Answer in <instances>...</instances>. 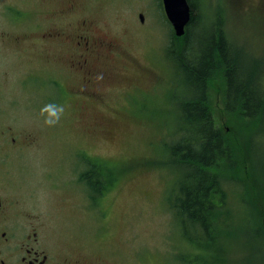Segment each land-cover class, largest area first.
Here are the masks:
<instances>
[{
    "label": "rangeland",
    "instance_id": "obj_1",
    "mask_svg": "<svg viewBox=\"0 0 264 264\" xmlns=\"http://www.w3.org/2000/svg\"><path fill=\"white\" fill-rule=\"evenodd\" d=\"M43 1L0 0V48L11 54L15 70L24 67L18 66L7 49L24 50L18 42L27 30L40 36V30L48 32L51 26L65 24L51 13L53 6ZM255 1L199 0L197 9L207 27L219 12L227 40L243 61L258 70L264 88V0ZM10 4L14 5L7 9ZM91 11L95 18L111 21L107 33L117 36L131 54L127 65L116 71L115 81L106 78L107 94L48 97L50 82L46 81L39 96V80L32 82L23 74L22 81L15 78L11 82L13 97L0 105V156L11 155L9 166L18 175L20 156L26 157V183L39 182L42 188L38 207L53 215L54 231L46 229L53 241L76 250L92 264H183L175 256L185 248L190 252L185 258L188 264H264V216L260 215L264 206V118L228 111L224 75L216 73L210 78L206 105L236 161L226 160L213 173L218 178L213 194L220 205L213 216L228 215L218 233L226 237L221 239L222 258L189 250L178 236L168 202L180 174L164 163L169 158L166 148L178 138V103L185 91L172 55L179 51L184 35H175L162 0H121L120 4L94 0ZM138 12L143 13V22ZM59 46L68 50V45L58 40L45 41V48L55 47V58ZM21 57L25 69L41 64L39 60L31 62L25 52ZM49 59L53 57H44V66L54 68ZM63 69L59 80H78ZM136 81L146 95L123 97L121 86ZM49 103L67 105L60 122L52 127L44 124L40 114ZM86 154L94 162H104L95 165L96 171L111 175L101 187V195L87 192L80 184L84 193L78 185L79 175L91 167H82ZM51 177L57 187L50 186ZM250 202L258 209L250 208ZM251 209L254 212L248 216ZM249 217L251 224L243 220Z\"/></svg>",
    "mask_w": 264,
    "mask_h": 264
},
{
    "label": "flooded vegetation",
    "instance_id": "obj_2",
    "mask_svg": "<svg viewBox=\"0 0 264 264\" xmlns=\"http://www.w3.org/2000/svg\"><path fill=\"white\" fill-rule=\"evenodd\" d=\"M94 0H44L53 6L51 11L54 16L59 15L65 20L61 26L49 27L51 31H41V35L29 34V30L21 37L19 44H23V49H7L15 56L18 66L15 70L12 61L3 49L0 48V105L13 97L11 90L12 83L31 78L37 83V91L42 95L45 89V82H50L47 86V96L53 98L65 97H97L105 96L107 79L114 80L117 70H121L127 65L130 53L116 38L117 36L107 33L110 24L108 18L97 19L91 9ZM120 4L121 0H112ZM245 1V0H241ZM256 0L255 2H259ZM40 5V3H38ZM250 4V3H248ZM10 4L6 6L10 7ZM45 5V4H42ZM162 6L164 8L163 0ZM165 11V9H164ZM88 14L80 15V13ZM166 14V12H165ZM137 16L143 22V13L138 12ZM119 18V17H118ZM120 19V18H119ZM58 40L62 44L68 45V50L60 48L55 50L56 58L53 55L52 47L45 48V41ZM40 41V44H38ZM25 52L30 61L39 60L36 68L28 66L25 69L21 54ZM53 57L49 59L53 67L44 66L45 56ZM120 65V66H118ZM67 68L70 74L78 78L76 82H64L59 80L62 76L60 71ZM99 77V79H98ZM29 79V80H31ZM122 84V83H121ZM120 86V85H113ZM121 95L133 98L146 95L143 85L136 81L123 84ZM49 93V94H48ZM1 112V111H0ZM14 140V138H13ZM10 156H0V264H92L76 250L60 245L53 241L46 229L54 231L52 228V214L47 210L39 209L38 203L41 186L39 182H33L28 186L27 175H24L23 164L26 160L24 155L20 156L22 166L20 175L14 173L9 166ZM82 167L94 163L92 156L86 154L82 161ZM104 163L102 161H95ZM22 170V171H21ZM99 176L104 178L100 188L106 185L111 175L103 171H97ZM82 174V173H81ZM78 185L86 186L90 190L85 180H80ZM49 182L51 187H57L54 177ZM111 180V179H110ZM82 189V188H81ZM83 190V189H82ZM84 192V190H83ZM85 193V192H84ZM104 191L100 190V194ZM32 201L31 204L29 201ZM32 210L31 212H29ZM42 210L44 215L39 211Z\"/></svg>",
    "mask_w": 264,
    "mask_h": 264
},
{
    "label": "trees",
    "instance_id": "obj_3",
    "mask_svg": "<svg viewBox=\"0 0 264 264\" xmlns=\"http://www.w3.org/2000/svg\"><path fill=\"white\" fill-rule=\"evenodd\" d=\"M197 1L188 0L190 18L186 32L180 41L179 51L172 55L185 93L177 102L180 116H177L179 127L175 131L178 138L166 148L169 158L164 163L180 174L175 193L168 199L177 221L179 238L189 250L193 248L197 254L212 253L213 257L220 260V246L224 245L221 239L225 241L226 237L218 233L228 215L218 218L213 216L214 212L220 211V205L213 194L214 187L218 186V178L213 173L226 160L231 163L236 160L230 154V146L223 139L206 105L208 83L216 73L223 74L227 83L228 111L240 110L244 116L257 118H264V88L258 70H254L252 63L243 61L241 54L227 40L219 12L207 27L198 12ZM95 165L94 162L90 169L82 173L80 180H85L92 194L96 192L101 195L100 186L104 178L99 176ZM254 173L256 181H259L255 170ZM257 188L259 190L258 185ZM241 193L245 194L244 188ZM249 206L258 209L251 202ZM252 209L247 210L248 216L254 212ZM260 215L261 218L264 216V206ZM243 220L252 223L251 217ZM259 227L262 228L260 224ZM261 232L264 233V230ZM232 237L237 240L236 235ZM188 253L186 248L178 250L175 258L188 264L185 259ZM195 256L199 258L201 255Z\"/></svg>",
    "mask_w": 264,
    "mask_h": 264
},
{
    "label": "water",
    "instance_id": "obj_4",
    "mask_svg": "<svg viewBox=\"0 0 264 264\" xmlns=\"http://www.w3.org/2000/svg\"><path fill=\"white\" fill-rule=\"evenodd\" d=\"M163 4L167 19L172 24L175 35H184L190 18L188 0H163Z\"/></svg>",
    "mask_w": 264,
    "mask_h": 264
},
{
    "label": "clouds",
    "instance_id": "obj_5",
    "mask_svg": "<svg viewBox=\"0 0 264 264\" xmlns=\"http://www.w3.org/2000/svg\"><path fill=\"white\" fill-rule=\"evenodd\" d=\"M66 110L67 105L64 103H49L41 108L40 114L41 116H44V124L49 127H52L60 122V119L65 114Z\"/></svg>",
    "mask_w": 264,
    "mask_h": 264
}]
</instances>
